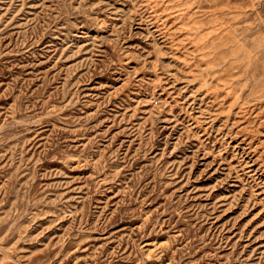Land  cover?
<instances>
[{
    "label": "rangeland",
    "instance_id": "374dc122",
    "mask_svg": "<svg viewBox=\"0 0 264 264\" xmlns=\"http://www.w3.org/2000/svg\"><path fill=\"white\" fill-rule=\"evenodd\" d=\"M0 264H264V0H0Z\"/></svg>",
    "mask_w": 264,
    "mask_h": 264
}]
</instances>
